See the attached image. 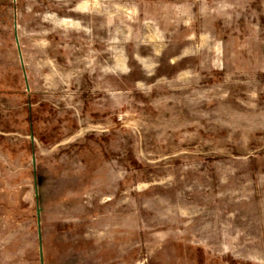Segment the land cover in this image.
<instances>
[{"label":"rangeland","instance_id":"obj_1","mask_svg":"<svg viewBox=\"0 0 264 264\" xmlns=\"http://www.w3.org/2000/svg\"><path fill=\"white\" fill-rule=\"evenodd\" d=\"M0 264H264V0H0Z\"/></svg>","mask_w":264,"mask_h":264}]
</instances>
